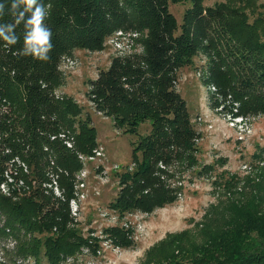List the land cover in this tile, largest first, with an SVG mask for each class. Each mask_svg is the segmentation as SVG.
<instances>
[{
	"label": "trees",
	"instance_id": "trees-1",
	"mask_svg": "<svg viewBox=\"0 0 264 264\" xmlns=\"http://www.w3.org/2000/svg\"><path fill=\"white\" fill-rule=\"evenodd\" d=\"M41 2L48 9L45 23L54 45L49 61L20 55L23 23L15 29V45L0 39V184L7 179L2 164L12 160V166L17 165L12 168L10 194L0 187V245L12 240L14 264H62L90 241L80 228L72 227L70 201L75 197L74 174L82 168L78 153H94L97 132L89 118L81 117L78 102L55 95L63 81L58 67L64 54L99 50L119 28L148 30L145 53L113 58L89 92L97 108L125 132L138 133L142 123H150L149 133L133 149L136 166L121 173L120 191L110 203L120 218L128 211H152L175 200L178 189L161 178L165 171L160 162L198 164L200 133L174 82L201 50L210 52L204 73L206 82L217 87L214 105L231 96L239 103L237 114L264 113V6L251 9L259 13L254 17L241 6L192 0L180 25L169 0ZM11 3L0 0L5 5L0 24L14 21ZM64 128L75 132L73 149L59 137ZM213 167L206 164L199 174ZM54 181L62 197L50 187ZM256 195L226 203L222 218L210 220L200 240L183 242L174 234L155 247L150 258L156 264H264V196ZM104 230L116 244L128 242L124 225Z\"/></svg>",
	"mask_w": 264,
	"mask_h": 264
},
{
	"label": "rangeland",
	"instance_id": "rangeland-1",
	"mask_svg": "<svg viewBox=\"0 0 264 264\" xmlns=\"http://www.w3.org/2000/svg\"><path fill=\"white\" fill-rule=\"evenodd\" d=\"M220 2L244 7L254 17L259 13L252 10L264 6V0H204L208 6ZM169 3L181 25L192 0H169ZM124 31L122 28L113 31L99 50L76 49L72 54H64L58 67L63 81L55 95L71 97L82 106L81 117L89 118L88 122L96 128L98 143L93 154L78 153L82 168L74 174L76 194L70 201L72 227L80 228L78 230L85 236H90L89 245L81 247L62 264H156L150 258V252L162 242L173 239L172 235L180 234L181 240L185 241H198L203 231L210 228V220L222 218L220 212L226 203L242 201L248 196L250 200L252 194L264 196V113L239 115L236 111L239 103L229 96L226 101L220 100V104L214 105V89L206 82L204 73L210 65V52L201 50L192 65L179 71L174 82L200 133L197 139L199 151L195 153L198 164L182 166L177 160L172 165L159 163L165 171L160 173L161 178L169 187L178 189L173 202L156 206L152 211H128L121 218L110 207L120 191L119 176L136 166L135 145L150 130L147 121L140 125L138 133L125 132V128L118 127L114 118L100 111L89 96L93 80L100 70L110 66L113 58L145 53L148 30ZM61 132L72 139L75 148V132L69 128ZM66 146L73 149V146ZM255 153L260 157H255ZM138 154L141 157L142 152ZM9 162L2 165L8 170H16L17 165L13 167ZM206 164L214 167L200 175L199 171ZM56 186L58 183H53L54 194L62 197V191ZM111 225H124L128 229L125 235L128 242L116 244L112 235L104 230ZM8 240L0 245V264H14L13 243Z\"/></svg>",
	"mask_w": 264,
	"mask_h": 264
},
{
	"label": "clouds",
	"instance_id": "clouds-1",
	"mask_svg": "<svg viewBox=\"0 0 264 264\" xmlns=\"http://www.w3.org/2000/svg\"><path fill=\"white\" fill-rule=\"evenodd\" d=\"M10 14L14 18L11 23L0 24V39L8 46L15 45L19 37L15 29L21 23L24 28V44L20 55L47 62L53 49L52 31L46 25L48 9L41 0H12ZM5 14V5L0 4V17Z\"/></svg>",
	"mask_w": 264,
	"mask_h": 264
},
{
	"label": "built area",
	"instance_id": "built-area-1",
	"mask_svg": "<svg viewBox=\"0 0 264 264\" xmlns=\"http://www.w3.org/2000/svg\"><path fill=\"white\" fill-rule=\"evenodd\" d=\"M123 30V29H122ZM123 32H125L124 30H123ZM120 56V55H119ZM120 57H123V56H120ZM212 87H213V91H212V95L216 92V90H217V87L215 86V85H213L212 84ZM230 97V99L233 101V99L231 98V96H229ZM223 99V97H221L220 98V100H222ZM223 101V100H222ZM236 111H237V109H236ZM57 136H52V139H55ZM59 137H61V139L63 140V142L66 144V145H68L69 147H72L73 146V144H72V139L65 133V132H61L60 134H59ZM74 147V146H73ZM90 156H92L93 158H94V155H90ZM10 164H12V162H9ZM10 170H6V173H5V177L7 178L5 181H3L1 184H0V187H1V190L4 192V193H6L7 195L8 194H10V185L12 184V182H13V177H12V168H9ZM23 182V181H22ZM21 182V183H22ZM54 183H57L56 181H54ZM77 185V187L79 186L78 184H76ZM53 185L52 184H50V187H52ZM56 187H58V186H56ZM58 190L60 191V189H59V187H58ZM75 191H76V189H75ZM59 193H61V192H59ZM75 194H76V192H75ZM75 199V198H74Z\"/></svg>",
	"mask_w": 264,
	"mask_h": 264
}]
</instances>
